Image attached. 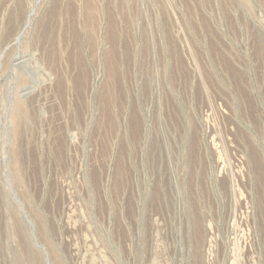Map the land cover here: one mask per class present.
<instances>
[{
  "label": "rangeland",
  "instance_id": "obj_1",
  "mask_svg": "<svg viewBox=\"0 0 264 264\" xmlns=\"http://www.w3.org/2000/svg\"><path fill=\"white\" fill-rule=\"evenodd\" d=\"M0 264H264V0H0Z\"/></svg>",
  "mask_w": 264,
  "mask_h": 264
},
{
  "label": "bare ground",
  "instance_id": "obj_2",
  "mask_svg": "<svg viewBox=\"0 0 264 264\" xmlns=\"http://www.w3.org/2000/svg\"><path fill=\"white\" fill-rule=\"evenodd\" d=\"M71 18V17H70ZM59 30V29H58ZM73 33V32H72ZM69 34V33H68Z\"/></svg>",
  "mask_w": 264,
  "mask_h": 264
}]
</instances>
